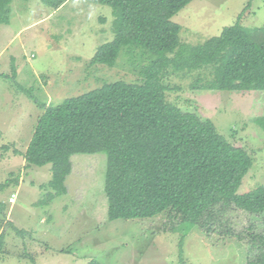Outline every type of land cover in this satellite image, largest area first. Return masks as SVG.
<instances>
[{
	"label": "rangeland",
	"instance_id": "374dc122",
	"mask_svg": "<svg viewBox=\"0 0 264 264\" xmlns=\"http://www.w3.org/2000/svg\"><path fill=\"white\" fill-rule=\"evenodd\" d=\"M11 7L10 24L0 25V185L5 184L0 190V264H87L91 259L102 264H245L248 246L236 238L187 227L170 232L164 217L110 221L103 153L74 155L68 193L51 200L45 186L52 166L26 167L24 157L14 153L27 150L42 106H58L107 83H137L141 64H131L132 58L122 54L114 68L90 65L99 47L115 39L110 6L71 0L54 10L40 0H13ZM243 12V26L264 28V0H194L172 21L182 27L180 41L194 46L220 36ZM210 73L170 74L164 79L166 99L212 120L232 145L253 157L238 191L246 194L264 187V130L257 121L263 93L192 88ZM238 215L236 232L264 221Z\"/></svg>",
	"mask_w": 264,
	"mask_h": 264
},
{
	"label": "trees",
	"instance_id": "16d2710c",
	"mask_svg": "<svg viewBox=\"0 0 264 264\" xmlns=\"http://www.w3.org/2000/svg\"><path fill=\"white\" fill-rule=\"evenodd\" d=\"M70 1L40 0L54 10ZM84 1L112 7L115 18V39L99 47L90 65L114 68L126 54L131 64H141V81L107 83L58 106L43 105L27 150L14 153L26 167L52 166L45 186L51 200L68 193L74 155L106 154L110 221L164 217L170 232L187 227L236 238L248 246L245 264H264V221L247 232L234 227L237 214L264 219V187L238 193L253 157L232 145L212 120L169 103L164 84L170 74L210 69L209 79L197 78L194 90L259 91L264 106V28L243 26V12L220 36L193 46L180 41L182 27L172 19L194 0ZM12 3L0 0V25L10 24ZM257 121L264 130V108Z\"/></svg>",
	"mask_w": 264,
	"mask_h": 264
},
{
	"label": "built area",
	"instance_id": "2783aa9c",
	"mask_svg": "<svg viewBox=\"0 0 264 264\" xmlns=\"http://www.w3.org/2000/svg\"><path fill=\"white\" fill-rule=\"evenodd\" d=\"M15 201H16V198H15V195H13V196H12V198H11V203H13V204H14V203H15Z\"/></svg>",
	"mask_w": 264,
	"mask_h": 264
}]
</instances>
